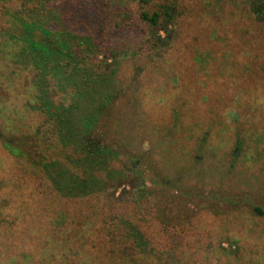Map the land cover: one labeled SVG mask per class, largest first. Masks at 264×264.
I'll list each match as a JSON object with an SVG mask.
<instances>
[{
	"label": "rangeland",
	"instance_id": "rangeland-1",
	"mask_svg": "<svg viewBox=\"0 0 264 264\" xmlns=\"http://www.w3.org/2000/svg\"><path fill=\"white\" fill-rule=\"evenodd\" d=\"M126 2H114L110 25ZM179 10L158 65L140 58L139 36L117 34L118 64L103 79V147L113 151L103 155V179L109 170L140 178L134 195L147 208L146 238L169 242L173 264H264V216L245 203L264 209V28L246 0H180ZM92 12L94 31L103 10ZM12 163L0 151V170ZM226 194L248 197L234 205ZM3 196L0 219L12 220ZM19 252L13 262L63 264L33 247ZM86 260L72 263L98 264Z\"/></svg>",
	"mask_w": 264,
	"mask_h": 264
},
{
	"label": "trees",
	"instance_id": "trees-1",
	"mask_svg": "<svg viewBox=\"0 0 264 264\" xmlns=\"http://www.w3.org/2000/svg\"><path fill=\"white\" fill-rule=\"evenodd\" d=\"M117 1L0 0V151L13 162L7 173L0 170L1 207L12 218L0 219V264H25L13 262L22 247L57 255L63 264L174 263L169 242L146 238L147 211L134 195L140 178L109 170L113 176L103 179V79L118 64L121 32L139 36L141 59L163 62L180 0H125L131 7L117 8L110 25ZM246 4L263 29L264 0ZM93 10L96 16L103 10L94 31ZM16 86L27 97L22 112L14 104ZM221 196L235 197L228 200L234 205L248 197ZM245 203L264 216L261 206Z\"/></svg>",
	"mask_w": 264,
	"mask_h": 264
}]
</instances>
